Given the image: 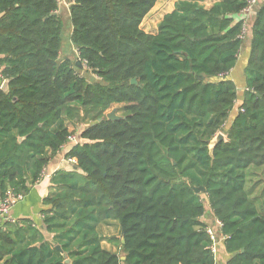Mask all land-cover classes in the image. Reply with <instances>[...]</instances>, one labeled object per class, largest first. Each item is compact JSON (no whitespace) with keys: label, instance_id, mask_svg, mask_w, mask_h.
Listing matches in <instances>:
<instances>
[{"label":"trees","instance_id":"obj_1","mask_svg":"<svg viewBox=\"0 0 264 264\" xmlns=\"http://www.w3.org/2000/svg\"><path fill=\"white\" fill-rule=\"evenodd\" d=\"M156 1L70 0L71 62L57 0H0V198L26 193L63 148L75 159L49 175L40 226L0 227V264H215L207 207L225 264H264V2L234 108L226 74L250 0H177L146 33ZM114 105L122 118L109 120ZM109 219L124 259L101 245Z\"/></svg>","mask_w":264,"mask_h":264},{"label":"crops","instance_id":"obj_2","mask_svg":"<svg viewBox=\"0 0 264 264\" xmlns=\"http://www.w3.org/2000/svg\"><path fill=\"white\" fill-rule=\"evenodd\" d=\"M176 1L177 0H157L154 6L150 9V11L144 16L143 20L141 21L140 26L143 29V31H145L146 33L154 34L157 31L158 24L161 21L162 17L164 16V14L171 12L174 9V5ZM217 1L218 0H197V2L205 8L210 7L213 3ZM263 2L264 0H256V3L251 7L250 11H241L235 17V20H239V19L243 20L244 33L242 36L243 42L238 53L236 64L226 74V76L235 83L237 88V101L235 103L234 108H236L237 105L240 103L243 90H245V80H244L243 70L247 63V59L250 51L251 26L255 14ZM69 5H70V0H63V3H59L60 16L68 20H69V12H68ZM72 48H73V52L75 53V60H77L76 48L74 47V45ZM59 54L62 56L61 58H63L64 53L63 52L60 53L59 51ZM3 80L4 79L0 75V86ZM63 150L64 148L49 162L48 166L45 168V171L41 173V176L43 173L50 175L52 172H54L59 168L69 167L70 164H68L63 158L64 157ZM41 176L29 187L28 191L24 193L23 198L17 203H15L11 208L10 215L15 221L30 219L34 222V224L40 226V220H41L40 210L43 207L42 200L45 196H47L51 192V187L49 185L48 178L45 177L41 178ZM258 192L259 191L256 190L253 196H256ZM200 219L202 220V222H205L206 220L203 216ZM103 224L117 226L118 234H112V235L110 234L106 239L108 241V245L109 244L113 245L112 248H108L105 245H103V235H101L99 232V228ZM97 230L101 237L102 247L122 257V252L120 248L121 238H120L119 226L117 221L111 219L106 220L98 225ZM44 235L46 236V238H49V235L46 234L45 232ZM228 257L229 254L225 252L223 243H221L215 255V264H225Z\"/></svg>","mask_w":264,"mask_h":264},{"label":"built area","instance_id":"obj_3","mask_svg":"<svg viewBox=\"0 0 264 264\" xmlns=\"http://www.w3.org/2000/svg\"><path fill=\"white\" fill-rule=\"evenodd\" d=\"M58 3H63V0H57ZM256 3V0H250L249 4L243 11H250L251 7ZM69 143H75L76 138L75 135H71L68 138ZM68 164L73 165L75 163V159L72 157H69L65 160ZM48 178L49 175L46 173H43L41 178ZM24 196V193H13L12 191L8 190L5 195L0 198V227H3V224L6 222H15V220L10 215V210L13 207L15 203L20 201ZM204 217V215H203ZM210 222L205 226V231L209 235L211 239V244L209 245V250L212 253V255L215 257L217 253V249L219 245L223 242L225 239L224 236L220 233V227L221 222L213 218L210 215ZM207 219V218H206Z\"/></svg>","mask_w":264,"mask_h":264},{"label":"rangeland","instance_id":"obj_4","mask_svg":"<svg viewBox=\"0 0 264 264\" xmlns=\"http://www.w3.org/2000/svg\"><path fill=\"white\" fill-rule=\"evenodd\" d=\"M60 7V6H59ZM62 9V8H61ZM60 9V10H61ZM61 17V21H62V30H61V44H60V53H64L63 58H67L69 59L71 62L75 61V53L73 52V45L70 42V31H71V25H70V21L62 16ZM59 57L61 58L62 56L59 54ZM84 66V65H83ZM82 66V67H83ZM115 108V113L117 115H120V111H119V106L118 105H114L111 108H109L105 113L111 111V109ZM210 213L208 212V207L206 208V212L204 214V218L206 219L205 222H207V224H209L210 222ZM99 232L101 235H103V245H105L108 248H112L113 245L109 244L108 245V241L106 240L107 237L111 234H118L117 232V226L114 225H106L103 224L102 226H100L99 228ZM115 246V245H114ZM116 247V246H115ZM117 248V247H116Z\"/></svg>","mask_w":264,"mask_h":264},{"label":"water","instance_id":"obj_5","mask_svg":"<svg viewBox=\"0 0 264 264\" xmlns=\"http://www.w3.org/2000/svg\"><path fill=\"white\" fill-rule=\"evenodd\" d=\"M131 83H136V80L133 78L131 79L130 81ZM7 87H8V79H4L1 86H0V89L4 90V91H7ZM115 108L111 109V111L105 113V117L109 120H117V119H120L122 118V116L120 115H117L115 113ZM102 118H99L98 121H100ZM221 140H225V136L222 132H217V134L209 141V144H208V148H209V153L211 154V151H212V148L213 146L221 141ZM193 190L197 193L199 192H202L204 191V188L203 187H200V186H193L192 187ZM121 242H123V239L121 238ZM56 248L60 249L58 245H56ZM121 259H124V256L121 257ZM65 262H69L68 259L65 260Z\"/></svg>","mask_w":264,"mask_h":264}]
</instances>
